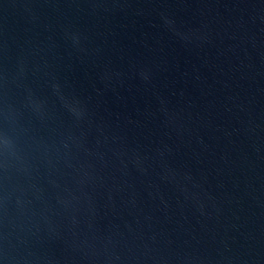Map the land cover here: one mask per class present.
<instances>
[{
	"label": "water",
	"instance_id": "water-1",
	"mask_svg": "<svg viewBox=\"0 0 264 264\" xmlns=\"http://www.w3.org/2000/svg\"><path fill=\"white\" fill-rule=\"evenodd\" d=\"M0 264H264V0H0Z\"/></svg>",
	"mask_w": 264,
	"mask_h": 264
}]
</instances>
